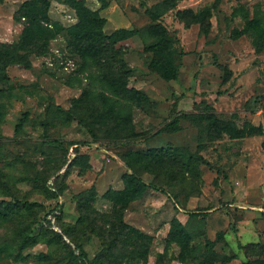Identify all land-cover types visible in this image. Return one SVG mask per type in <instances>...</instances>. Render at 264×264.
<instances>
[{
    "label": "rangeland",
    "instance_id": "obj_1",
    "mask_svg": "<svg viewBox=\"0 0 264 264\" xmlns=\"http://www.w3.org/2000/svg\"><path fill=\"white\" fill-rule=\"evenodd\" d=\"M83 8L104 35L128 34L72 51ZM176 100L179 128L159 133ZM135 171L156 188L137 192ZM6 205L0 264H209L213 251L264 264V0H0ZM83 217L105 232L73 231Z\"/></svg>",
    "mask_w": 264,
    "mask_h": 264
},
{
    "label": "trees",
    "instance_id": "obj_2",
    "mask_svg": "<svg viewBox=\"0 0 264 264\" xmlns=\"http://www.w3.org/2000/svg\"><path fill=\"white\" fill-rule=\"evenodd\" d=\"M36 12V11H35ZM151 14L154 16V17H157V11L154 9V10H151ZM38 20L36 17H34L33 19V23H37ZM104 22L103 19L99 18L97 16V14L95 12H92L90 11L89 9L87 8H83V11L81 12V17H80V23L75 26L71 32H70V36H72L74 38V42H72V44H69L70 46V49H72V51H77V52H83L84 49L86 50H90V51H95L96 50V45L95 43L93 44V42H91L90 38V33L93 32L97 35V40H100V41H103L105 42V44L107 45L105 48L104 47H101V50L103 51H106L108 47H112L113 43H115L117 40H119V38L117 37V35L121 34H128V31L126 30H121L117 33H114L110 36H106L102 33L101 31V26H102V23ZM43 27L41 25H39V23L37 24L36 26V31L35 32H32L33 34L30 36L31 38V42H39L42 38V36L44 35V29H42ZM155 29V28H153ZM160 34V39L159 41H162V42H170L171 39L168 35H166L164 32L161 33L159 32ZM123 37V36H121ZM117 38V39H116ZM81 40H86V42H88V45L89 47H84L81 45ZM72 47V48H71ZM2 49H4L3 51L7 52L8 54H10V46H7V45H3L2 46ZM109 50V49H108ZM110 51V50H109ZM115 55V54H114ZM169 61V60H168ZM167 62V61H166ZM159 65H162L164 66V70L166 72V74H168V78L171 79V78H176L177 77V69L176 67H174L172 65V63H165V65L161 64V62H158ZM178 100L175 101V103L173 104V109H172V120L166 124L160 131L159 133H162L166 130H177L179 128V125H180V119L182 117V114L178 111ZM29 114L28 113H25L23 115V118L20 120L19 124L17 125V128H16V131L19 133L21 132V130L23 129V125L24 123L26 122L27 118H28ZM193 116H195L193 113L189 114V117L190 118H193ZM206 118V117H205ZM207 119V118H206ZM164 153V152H163ZM163 155V154H162ZM144 159L145 156H142L138 153H136L134 155V159L131 158V160H127L126 163L128 164L129 167H132L133 166V162H136V160L138 159ZM126 182H128L129 184H133L134 185V188H136L135 190L137 192H141L143 191L144 189H147V188H156V186L154 184H147L145 181H143L140 176L137 174V172H133L132 174H129L127 177H126ZM89 193V192H87ZM121 194L123 195V197H126V193L125 192H121ZM89 195H92L91 194V191H90V194ZM130 199H126L125 198V204L128 203ZM90 205V204H89ZM25 207L28 206L29 208V204H24ZM9 205H6L5 208H1L0 211H2L4 214L8 215V211H9ZM112 218L114 221V226L115 228L118 226V231L120 230H123L125 231V229H128L123 220H122V213H120V210L119 211H114L113 214H112ZM191 216L192 217H198V216H201L200 213H191ZM99 220H103L102 217L100 218H95L93 220H90L88 217H83L78 225H76L75 227H71L75 230L79 229L80 227H83V228H80L81 230H92L94 232H96V234H101L103 232H105V228L103 227H99L98 226V223L97 221ZM179 233H183L184 234V229L182 227L179 226V230H178ZM118 233V232H117ZM119 236H120V232L118 233V238L117 237H114L113 239V243H114V246L117 245L118 243V240H119ZM221 238H218V240H220ZM30 240V241H29ZM191 240V238L188 236V235H183L182 239L180 240V242H186L188 243L189 241ZM37 241H35L34 239H29V237H27L26 239H23L22 243H21V246L19 247L21 251L25 250L26 248L34 245ZM211 250H213V248H211ZM47 256H45L46 258ZM211 261L209 264H214L215 262H221V263H228V262H231L235 259H238V255L236 253H232V254H225V253H219V252H215L213 251V253L211 252ZM81 259L80 256H77L75 260H77V262H79ZM74 264V262H73ZM249 264H255L254 262H250Z\"/></svg>",
    "mask_w": 264,
    "mask_h": 264
}]
</instances>
